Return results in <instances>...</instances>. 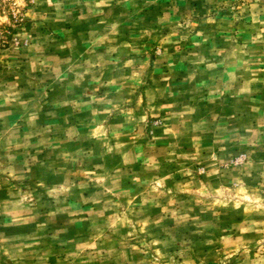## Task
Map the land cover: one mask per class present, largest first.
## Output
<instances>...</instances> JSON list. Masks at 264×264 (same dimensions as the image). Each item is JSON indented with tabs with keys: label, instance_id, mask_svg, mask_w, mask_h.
<instances>
[{
	"label": "rangeland",
	"instance_id": "obj_1",
	"mask_svg": "<svg viewBox=\"0 0 264 264\" xmlns=\"http://www.w3.org/2000/svg\"><path fill=\"white\" fill-rule=\"evenodd\" d=\"M0 264H264V0H0Z\"/></svg>",
	"mask_w": 264,
	"mask_h": 264
}]
</instances>
